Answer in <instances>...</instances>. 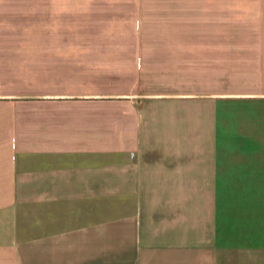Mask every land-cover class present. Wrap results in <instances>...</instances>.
<instances>
[{"label": "crops", "instance_id": "1", "mask_svg": "<svg viewBox=\"0 0 264 264\" xmlns=\"http://www.w3.org/2000/svg\"><path fill=\"white\" fill-rule=\"evenodd\" d=\"M0 0V264H264V5Z\"/></svg>", "mask_w": 264, "mask_h": 264}, {"label": "rangeland", "instance_id": "2", "mask_svg": "<svg viewBox=\"0 0 264 264\" xmlns=\"http://www.w3.org/2000/svg\"><path fill=\"white\" fill-rule=\"evenodd\" d=\"M248 2V0H236V4H239L242 3V2ZM249 4L250 5H255V4H261V5H264V0H249Z\"/></svg>", "mask_w": 264, "mask_h": 264}]
</instances>
